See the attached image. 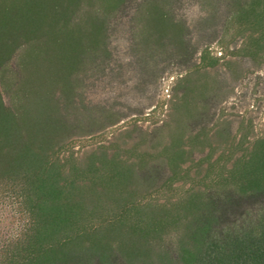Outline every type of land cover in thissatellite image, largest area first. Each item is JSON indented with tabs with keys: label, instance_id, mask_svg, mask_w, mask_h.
Returning a JSON list of instances; mask_svg holds the SVG:
<instances>
[{
	"label": "trees",
	"instance_id": "trees-1",
	"mask_svg": "<svg viewBox=\"0 0 264 264\" xmlns=\"http://www.w3.org/2000/svg\"><path fill=\"white\" fill-rule=\"evenodd\" d=\"M231 29L238 53L262 55L264 0H0V199L13 216L0 264H264V137L203 189L165 202L158 193L193 155L182 137L152 159L105 146L61 155L133 112L86 94L104 78L112 86L116 67L138 96L169 71H186L177 87L191 88L189 76L219 61L209 44Z\"/></svg>",
	"mask_w": 264,
	"mask_h": 264
},
{
	"label": "rangeland",
	"instance_id": "rangeland-1",
	"mask_svg": "<svg viewBox=\"0 0 264 264\" xmlns=\"http://www.w3.org/2000/svg\"><path fill=\"white\" fill-rule=\"evenodd\" d=\"M189 14L197 15L196 9H190ZM232 31L225 35L223 43L215 40L209 44L211 55L219 61L214 67L208 66L189 76L191 82L196 79V86L193 83L191 88L177 87L186 71H169L158 80L157 86L138 96L135 93L140 90L136 89L132 74L123 67H116L115 75L112 74L116 82L111 86L108 78L98 81L88 88V98L100 101L110 94L112 102L123 110L137 112L134 110L140 109L141 112H132L101 132L73 138L62 157L73 155L83 159L98 147L105 146L109 154L117 152L123 158L147 153L146 156L152 159L162 156L159 152L163 144L182 137L186 148L193 149V155H188L182 163L185 175L172 187L158 193L159 201H175L192 187L203 189L201 178L227 170L236 156L248 154L252 142L264 137V51L255 59L241 55L238 49L243 38L234 40ZM113 44L115 51L125 56L127 41L119 38ZM203 49L197 55L198 62ZM18 56L16 54L12 60L16 61ZM199 85L205 87L199 88ZM208 88L216 93L210 92L213 95L205 103ZM6 94L3 97L9 103L12 100ZM190 111L205 116H200L197 124L191 123ZM199 184L202 185L199 187ZM12 219L10 205L0 199L1 238L6 235Z\"/></svg>",
	"mask_w": 264,
	"mask_h": 264
}]
</instances>
